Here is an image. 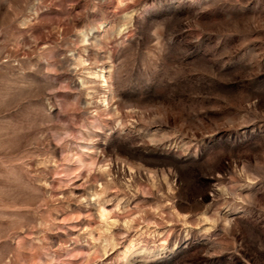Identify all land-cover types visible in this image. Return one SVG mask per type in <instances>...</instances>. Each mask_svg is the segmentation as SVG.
I'll list each match as a JSON object with an SVG mask.
<instances>
[{
	"label": "rangeland",
	"instance_id": "rangeland-1",
	"mask_svg": "<svg viewBox=\"0 0 264 264\" xmlns=\"http://www.w3.org/2000/svg\"><path fill=\"white\" fill-rule=\"evenodd\" d=\"M0 264H264V0H0Z\"/></svg>",
	"mask_w": 264,
	"mask_h": 264
},
{
	"label": "bare ground",
	"instance_id": "bare-ground-1",
	"mask_svg": "<svg viewBox=\"0 0 264 264\" xmlns=\"http://www.w3.org/2000/svg\"><path fill=\"white\" fill-rule=\"evenodd\" d=\"M86 35V34H85ZM105 78V75H102ZM106 79V78H105ZM107 80V79H106ZM106 214L105 212H103V215ZM105 217V216H104Z\"/></svg>",
	"mask_w": 264,
	"mask_h": 264
}]
</instances>
